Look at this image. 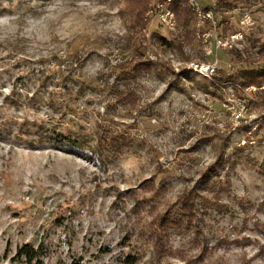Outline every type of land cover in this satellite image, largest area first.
Returning a JSON list of instances; mask_svg holds the SVG:
<instances>
[{
    "label": "rangeland",
    "instance_id": "obj_1",
    "mask_svg": "<svg viewBox=\"0 0 264 264\" xmlns=\"http://www.w3.org/2000/svg\"><path fill=\"white\" fill-rule=\"evenodd\" d=\"M197 1L241 33L232 49L203 48L186 1L0 0V264H264V87L190 66L261 68L264 0ZM226 178L222 211L205 208ZM188 191L197 225L163 229Z\"/></svg>",
    "mask_w": 264,
    "mask_h": 264
},
{
    "label": "trees",
    "instance_id": "obj_2",
    "mask_svg": "<svg viewBox=\"0 0 264 264\" xmlns=\"http://www.w3.org/2000/svg\"><path fill=\"white\" fill-rule=\"evenodd\" d=\"M227 0H222V2H218V4L224 5L227 9L231 8L229 4L226 3ZM229 5V6H228ZM171 9L173 10L176 19L181 27H183L186 30V27L189 25V11L184 8L181 10L179 6H171ZM183 39L188 44L193 43V37L192 32L190 30H186L183 34ZM258 54L262 55V59L264 57V44L261 46L260 51ZM263 66L261 68H253V69H245L238 72H235L233 74H228L224 71L216 70L214 75H211L212 80L217 85H222L226 82H233L238 83L241 89H246L248 87H264V61L262 60ZM147 63H135L132 62L130 65L125 66V70L130 73V75H133V78H136V73L141 72L144 69H148ZM257 99H255V102H262L264 103V89L261 90L257 96ZM117 142H122V145L124 144L123 139L121 140L120 137L112 138L111 143L114 145ZM227 186H230V181L226 178V180L222 182H217L216 186H213L211 189L209 188V191L212 192V198L208 199L206 197H203L202 204L205 208L215 209L218 211H222L224 206L219 203V197L221 194L228 193V190L226 189ZM158 189V188H157ZM159 195L158 192H156V197ZM193 191H188L187 193L183 194L178 201H176L175 205L169 206L167 211L165 213H162L158 218V223L161 224L163 229L173 228L178 231L183 229L185 227L187 230H190L193 226H196L198 223V204L195 202L196 197L193 196ZM174 209V211H173ZM261 251L263 252V248H261ZM264 253V252H263ZM17 257H24L28 262H31L33 259H35L38 255V252L34 250L30 245L24 244L22 247H20L16 252ZM132 263V262H129Z\"/></svg>",
    "mask_w": 264,
    "mask_h": 264
},
{
    "label": "built area",
    "instance_id": "obj_3",
    "mask_svg": "<svg viewBox=\"0 0 264 264\" xmlns=\"http://www.w3.org/2000/svg\"><path fill=\"white\" fill-rule=\"evenodd\" d=\"M194 6L198 7V27L196 30V39L203 44V48L208 50H230L241 39V33L230 34L227 37H222L218 33L217 18L213 10L205 9L202 7L199 1H194ZM155 13L161 20L168 26L173 25V14L169 11V8L163 7V3L158 4V8H154ZM244 18L248 16L243 15ZM209 48V49H208ZM191 67L204 70L209 75H214L216 70V62L207 64L206 62L201 63H190Z\"/></svg>",
    "mask_w": 264,
    "mask_h": 264
},
{
    "label": "bare ground",
    "instance_id": "obj_4",
    "mask_svg": "<svg viewBox=\"0 0 264 264\" xmlns=\"http://www.w3.org/2000/svg\"><path fill=\"white\" fill-rule=\"evenodd\" d=\"M176 1H186L187 4L190 6L191 8V11H193L197 16H198V7L197 6H194V1H197V0H164V3L166 5H170L171 3H176ZM160 4V3H159ZM168 7V6H167ZM169 8V7H168ZM205 73V72H204ZM209 75V74H208ZM211 76V75H210Z\"/></svg>",
    "mask_w": 264,
    "mask_h": 264
}]
</instances>
